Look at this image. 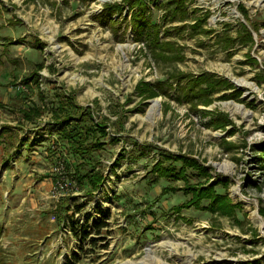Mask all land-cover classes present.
<instances>
[{
	"label": "rangeland",
	"instance_id": "obj_1",
	"mask_svg": "<svg viewBox=\"0 0 264 264\" xmlns=\"http://www.w3.org/2000/svg\"><path fill=\"white\" fill-rule=\"evenodd\" d=\"M175 2L172 13L145 1L166 62L143 46L150 33L131 32L127 0H0V264H264V0ZM201 75L225 82L198 96L189 86ZM168 76L183 79L168 89L179 99L135 96L138 82ZM60 92L108 118L86 162L50 123ZM31 107L40 111L24 120ZM157 161L174 177H159ZM92 168L104 181L91 194L71 177ZM186 181L229 209H176Z\"/></svg>",
	"mask_w": 264,
	"mask_h": 264
},
{
	"label": "trees",
	"instance_id": "obj_2",
	"mask_svg": "<svg viewBox=\"0 0 264 264\" xmlns=\"http://www.w3.org/2000/svg\"><path fill=\"white\" fill-rule=\"evenodd\" d=\"M145 1L146 0H127L128 6H131V8L136 7V10L132 13L133 17L131 19L130 30L136 36L141 34L143 35L145 32H147V35L150 33L152 41L145 44L143 43V46L151 52L154 61L166 60V62H170L173 58L168 54H163L165 53L164 50L166 49V47H168V44L162 45L161 42L158 43L156 40H153L159 26L156 22L151 21L152 14H150L149 11L144 12ZM151 1H155L158 6L160 5L164 8H168V11H172V13L177 10V7L180 6V4L178 3L175 4V0H163L165 3H163L162 0L161 2H159L160 0ZM174 17L175 15L171 16L169 20H173ZM180 77H183V74H181ZM182 80L181 78H170L168 76V78L165 80L156 81L153 83L138 82L135 85L134 94L135 96L137 95L139 97L140 101H145L147 99L157 97H174L173 94L171 95V93L168 92V89H170L172 86L175 87V85L180 83ZM224 82L225 81L219 80L213 81L211 80V76L209 75H201L196 78V80H193L191 82L192 85L189 86V89L194 87V91L198 93L196 95L201 96L203 93L202 91L199 92L197 87L211 84L220 86L221 83L224 84ZM189 94L191 95L190 92ZM56 96V106L55 108L50 110V123L58 127L56 130L57 139H59L66 146L68 152L72 156L79 158V160H81L82 162H86V160L90 159L94 153L103 148L104 143L101 141V139L107 136L106 128L108 125V118H102L100 116L98 118H95L92 109H90L89 107L84 108L79 106L74 99V95L72 94L60 92L56 94ZM176 96H178V94L175 95L174 99H179V97ZM200 104L203 106H207L209 102L201 101ZM39 108L40 107H31L29 111L27 110L25 112H22L23 119L31 120L33 118L34 112L40 111ZM167 110L168 105L165 104L163 111L166 113ZM200 114L203 116L209 115L208 111L203 110L200 111ZM111 140L117 141L118 138L113 137ZM170 157L175 161H180L182 163V168L183 166L190 165V167L195 168L199 174L203 176L207 175V170L201 165L199 166L197 164V160H195L194 158H188L180 155ZM152 169L155 171L157 170L156 174L159 175V177H174V170L172 168H169V166H160V162L158 161L152 167ZM178 171L183 170L179 169ZM71 178H73L78 185H86L88 188H90L89 191H91V194L97 192L104 181L102 173L98 170L95 171V168H92L90 172L86 174L74 173ZM202 184L198 182L197 185L199 186H195L193 188L192 186H188V183L187 185L183 183V186H181L179 189L185 196L188 195L189 200H187L183 204H180L179 206H176L175 208L180 209L186 207L187 205L200 207L202 201H208L205 209H209L213 212L218 211L221 214L225 213L229 209L226 202L227 198L223 195H218L213 191L212 187H201L200 185ZM166 189L168 188H165V191ZM169 189L175 191L177 188L169 186ZM66 221L67 220H65L63 223H65ZM106 227L107 224L104 216L91 224V230L96 235L103 234V231H105ZM70 231L73 232V235L75 237H78L80 239H86L89 235L85 230H83L82 228L79 229L74 225H70Z\"/></svg>",
	"mask_w": 264,
	"mask_h": 264
},
{
	"label": "bare ground",
	"instance_id": "obj_3",
	"mask_svg": "<svg viewBox=\"0 0 264 264\" xmlns=\"http://www.w3.org/2000/svg\"><path fill=\"white\" fill-rule=\"evenodd\" d=\"M242 201H243L244 203H247V200H246V199H244V198H242Z\"/></svg>",
	"mask_w": 264,
	"mask_h": 264
},
{
	"label": "crops",
	"instance_id": "obj_4",
	"mask_svg": "<svg viewBox=\"0 0 264 264\" xmlns=\"http://www.w3.org/2000/svg\"><path fill=\"white\" fill-rule=\"evenodd\" d=\"M155 99V98H154Z\"/></svg>",
	"mask_w": 264,
	"mask_h": 264
}]
</instances>
